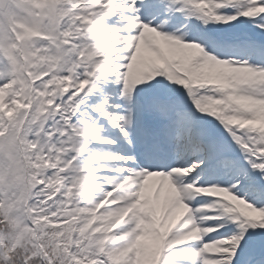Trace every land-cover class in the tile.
Segmentation results:
<instances>
[{
  "label": "snow or ice",
  "instance_id": "obj_1",
  "mask_svg": "<svg viewBox=\"0 0 264 264\" xmlns=\"http://www.w3.org/2000/svg\"><path fill=\"white\" fill-rule=\"evenodd\" d=\"M0 0V264H264V0Z\"/></svg>",
  "mask_w": 264,
  "mask_h": 264
},
{
  "label": "rangeland",
  "instance_id": "obj_2",
  "mask_svg": "<svg viewBox=\"0 0 264 264\" xmlns=\"http://www.w3.org/2000/svg\"><path fill=\"white\" fill-rule=\"evenodd\" d=\"M12 5H13V6H18V4H17V0H13Z\"/></svg>",
  "mask_w": 264,
  "mask_h": 264
}]
</instances>
